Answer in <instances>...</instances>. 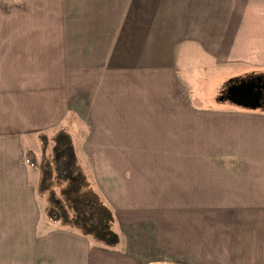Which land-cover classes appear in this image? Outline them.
I'll return each mask as SVG.
<instances>
[{
  "label": "crops",
  "instance_id": "crops-1",
  "mask_svg": "<svg viewBox=\"0 0 264 264\" xmlns=\"http://www.w3.org/2000/svg\"><path fill=\"white\" fill-rule=\"evenodd\" d=\"M249 1L15 0L11 22L1 13V127L65 128L119 225L113 246L57 227L37 258L264 264V109L216 105L211 83L215 67L264 60L263 45L243 52Z\"/></svg>",
  "mask_w": 264,
  "mask_h": 264
},
{
  "label": "rangeland",
  "instance_id": "rangeland-1",
  "mask_svg": "<svg viewBox=\"0 0 264 264\" xmlns=\"http://www.w3.org/2000/svg\"><path fill=\"white\" fill-rule=\"evenodd\" d=\"M0 2L5 5L7 0H0ZM13 4L15 0H8V8L0 7V20L1 13L6 14L10 22L13 20L11 18ZM20 9L26 11L24 5ZM244 24L240 38L246 36L249 44L245 45L243 52H248L250 48L251 52H255L256 49L253 46L256 44L264 46V0L248 2ZM241 62L243 63L231 61L223 67L213 69L211 83L215 88L212 97L214 104L240 106L227 98L229 86L256 76H264V60L259 61L252 56L248 57L246 62ZM24 116L27 115L24 114ZM23 123L27 128L5 129L4 123H0V127L3 126L0 128V264H53L47 259L36 257L38 251L44 252L52 248V240L55 242L60 235L57 233V226L45 218L43 212L45 201L35 192V188L43 153L41 136L47 137L48 144L44 153L49 155L51 148L49 140L57 130V125L46 129H34L30 128L31 123L26 121ZM26 154L30 161H33V165L27 163ZM78 155L81 166L87 170L94 184L93 163L85 152L81 154L79 151ZM100 195L108 204L104 195ZM118 226L115 223L113 229L118 231ZM49 234H53L56 239ZM48 236L51 238V243L45 239ZM66 237L69 236L66 235ZM89 240L87 245L93 243ZM41 260L44 261L41 262Z\"/></svg>",
  "mask_w": 264,
  "mask_h": 264
},
{
  "label": "trees",
  "instance_id": "trees-1",
  "mask_svg": "<svg viewBox=\"0 0 264 264\" xmlns=\"http://www.w3.org/2000/svg\"><path fill=\"white\" fill-rule=\"evenodd\" d=\"M41 137L44 153L48 140L45 135ZM49 141L50 153H42L36 184V192L45 201V218L57 227L75 229L103 245H115L118 234L112 229L113 211L81 166L70 133L58 128ZM25 159L33 165L27 154Z\"/></svg>",
  "mask_w": 264,
  "mask_h": 264
},
{
  "label": "water",
  "instance_id": "water-1",
  "mask_svg": "<svg viewBox=\"0 0 264 264\" xmlns=\"http://www.w3.org/2000/svg\"><path fill=\"white\" fill-rule=\"evenodd\" d=\"M254 85L250 82L242 81L240 83L229 86L227 89V98L238 105H248L255 107L256 105H249L244 102L245 96L253 92Z\"/></svg>",
  "mask_w": 264,
  "mask_h": 264
},
{
  "label": "flooded vegetation",
  "instance_id": "flooded-vegetation-1",
  "mask_svg": "<svg viewBox=\"0 0 264 264\" xmlns=\"http://www.w3.org/2000/svg\"><path fill=\"white\" fill-rule=\"evenodd\" d=\"M246 82H250L251 84H253L254 88L253 92L250 95L245 96L244 102L249 105H256L255 108L264 109V76H256L249 80H246ZM246 106L250 107L248 105Z\"/></svg>",
  "mask_w": 264,
  "mask_h": 264
}]
</instances>
